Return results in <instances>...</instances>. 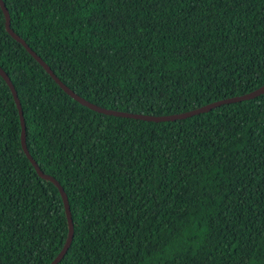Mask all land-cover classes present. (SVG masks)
<instances>
[{"label": "trees", "instance_id": "16d2710c", "mask_svg": "<svg viewBox=\"0 0 264 264\" xmlns=\"http://www.w3.org/2000/svg\"><path fill=\"white\" fill-rule=\"evenodd\" d=\"M9 27L98 107L184 113L264 84V0H1ZM27 152L63 189L57 264H264V93L173 121L96 113L6 32ZM0 77V264H49L67 221Z\"/></svg>", "mask_w": 264, "mask_h": 264}, {"label": "water", "instance_id": "95a60500", "mask_svg": "<svg viewBox=\"0 0 264 264\" xmlns=\"http://www.w3.org/2000/svg\"><path fill=\"white\" fill-rule=\"evenodd\" d=\"M0 9H1V12H2V15L4 18L5 30L10 35V37L13 38L16 42H18L26 50V52L33 58V60L36 61L42 67V69L45 71V73L48 74V76L52 79V81L54 83H56V85L66 95H68L74 101L78 102L80 105H82V106H84V107H86V108H88V109H90L96 113H101L104 115H110V116L121 117V118H129V119H136V120H142V121H151V122L173 121V120L184 119V118H187V117H190L193 115H197L200 113L207 112V111L211 110L212 108L223 105V104L234 103V102H238V101H242V100H248V99L254 98V97L264 93V84H263L261 87L255 89L252 92L246 93L244 95L234 96V97H230L227 99L215 101L213 103L206 104L202 107H199L197 109L187 111L184 113H179V114H174V115H165V116L143 115V114H138V113H128V112H123V111L104 109V108L98 107L96 105H93V104L83 100L82 98L77 96L73 91H71L69 88H67L64 84H62L59 81V79L54 75V73L49 69V67H47L43 63V61L33 51H31L30 48L18 36H16L11 31V29L9 27V15H8L7 10H6V8H5V6L1 0H0ZM0 77L3 79V81L7 85L8 89L12 95L15 106L17 108L18 117H19V124H20L19 140H20L21 149H22L25 157L28 159L30 164L33 166L36 174L41 179H44V180L51 182L56 187V189L60 195V199L62 201V204H63L64 213H65L66 221H67V236H66V239H65V242H64L62 248L57 253V255L53 258V260L49 263V264H57L60 261V259L63 257V255L65 254L66 250L68 249L71 238H72V222H71V218H70V212H69L67 200H66L65 194L63 192V189L60 187V185L57 183V181H55V179H53L52 177L43 174L39 170V168L35 164V162L29 156L27 149H26V146H25V139H24L25 127H24V122H23V118H22L20 105H19V102L17 99V95L13 89V86H12L9 78L1 69H0Z\"/></svg>", "mask_w": 264, "mask_h": 264}]
</instances>
